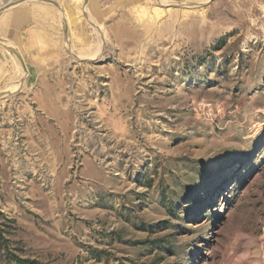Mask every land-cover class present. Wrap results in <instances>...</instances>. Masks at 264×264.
Masks as SVG:
<instances>
[{
    "label": "rangeland",
    "instance_id": "obj_1",
    "mask_svg": "<svg viewBox=\"0 0 264 264\" xmlns=\"http://www.w3.org/2000/svg\"><path fill=\"white\" fill-rule=\"evenodd\" d=\"M2 2L33 18L0 40V211L25 255L264 264V0ZM38 30L25 71L10 47Z\"/></svg>",
    "mask_w": 264,
    "mask_h": 264
},
{
    "label": "crops",
    "instance_id": "obj_2",
    "mask_svg": "<svg viewBox=\"0 0 264 264\" xmlns=\"http://www.w3.org/2000/svg\"><path fill=\"white\" fill-rule=\"evenodd\" d=\"M26 5L20 4L8 9H4V11H0V37L5 41L6 35H8L9 31H16L17 30V37H15V41L24 40L27 39L26 33L20 32V29L25 28L27 25H29L33 18L32 14L29 11V9H26L24 7ZM23 17V18H21ZM13 26V27H12ZM9 28V29H8ZM41 37V33L38 30L37 31V40H39ZM29 38V37H28ZM42 38V37H41ZM20 55L22 56V52L25 54H32L33 50L42 51V45L39 41H36V43L32 44H23L20 49H17ZM2 93V92H1ZM8 93V92H6ZM9 95V93H8Z\"/></svg>",
    "mask_w": 264,
    "mask_h": 264
},
{
    "label": "trees",
    "instance_id": "obj_3",
    "mask_svg": "<svg viewBox=\"0 0 264 264\" xmlns=\"http://www.w3.org/2000/svg\"><path fill=\"white\" fill-rule=\"evenodd\" d=\"M16 221L0 211V264H48L25 255L20 242L13 239Z\"/></svg>",
    "mask_w": 264,
    "mask_h": 264
},
{
    "label": "bare ground",
    "instance_id": "obj_4",
    "mask_svg": "<svg viewBox=\"0 0 264 264\" xmlns=\"http://www.w3.org/2000/svg\"><path fill=\"white\" fill-rule=\"evenodd\" d=\"M42 1V0H41ZM157 1H159V0H157ZM23 3H26V2H22L21 4H23ZM158 3V2H157ZM162 4V3H161ZM17 5H20V4H18V3H16V2H14V3H11V4H8L7 2L5 3V2H2V7H4V9L6 10V9H8V8H11V7H14V6H17ZM58 5V4H57ZM82 6V5H81ZM1 6H0V9L2 8ZM59 10V9H58ZM2 11H4V10H2ZM59 12V11H58ZM156 13V17H159V15H160V11H158V10H156L155 11ZM21 18H23V17H21ZM13 27V26H12ZM9 29V28H8ZM173 30V29H172ZM0 40H3V39H1V37H0ZM37 41H39L40 43H41V45H43V38H41L40 37V39L39 40H37ZM36 43V42H35ZM0 44L2 45V46H4V45H6V44H4L3 42H0ZM8 44H10L11 45V43H8ZM10 45H9V47H10ZM98 47V46H97ZM102 47V46H101ZM11 49H12V51H13V55H15L14 54V51H17L18 52V50L16 49V48H14V47H10ZM95 51V50H94ZM19 53V52H18ZM20 54V53H19ZM96 54H97V52H96ZM95 56H97V55H95ZM94 57V56H93ZM16 71V70H15ZM8 91V90H7ZM263 198H262V201H261V199H259L258 201H257V206L261 203V205H259L256 209V214H257V216L259 217V222H261V224H264V202H263ZM257 219V218H256ZM257 226V225H256ZM262 226V225H261ZM259 227H260V225H259Z\"/></svg>",
    "mask_w": 264,
    "mask_h": 264
},
{
    "label": "water",
    "instance_id": "obj_5",
    "mask_svg": "<svg viewBox=\"0 0 264 264\" xmlns=\"http://www.w3.org/2000/svg\"><path fill=\"white\" fill-rule=\"evenodd\" d=\"M14 54L16 55V57H18V59H19L21 65H22L23 69H24L25 71H27V69H26V65H25V63H24V60H23L22 56H21L17 51H14ZM6 95H8V93H6V92H2V93H0V98H1V97H4V96H6Z\"/></svg>",
    "mask_w": 264,
    "mask_h": 264
}]
</instances>
